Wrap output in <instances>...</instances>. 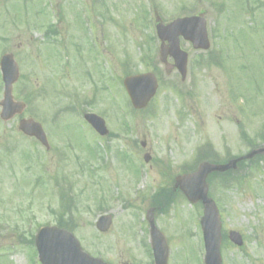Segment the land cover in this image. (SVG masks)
Listing matches in <instances>:
<instances>
[{
  "label": "rangeland",
  "instance_id": "obj_1",
  "mask_svg": "<svg viewBox=\"0 0 264 264\" xmlns=\"http://www.w3.org/2000/svg\"><path fill=\"white\" fill-rule=\"evenodd\" d=\"M85 1L0 0V46H14L31 78L33 114L52 146L46 152L23 139L14 121L0 120V264H38L27 240L57 225L63 189L78 205L73 234L86 253L112 264H149L145 215L152 195L171 191L177 176L196 169L206 144L222 161L250 151L242 133L264 144V0ZM182 5L206 14L212 45L209 55L182 43L190 55L184 83L172 60L168 67L160 63L154 26L155 15L168 23L183 13ZM47 23L59 29L56 46L44 36ZM217 56L223 67H199ZM128 71L158 76L161 87L148 111L134 114L128 107L119 81ZM84 101L117 135L102 140L107 171L90 159L103 143L88 126L78 129L79 113H62L60 130L53 128L56 113ZM147 152L149 164L143 161ZM233 175L228 187L215 179L210 188L223 234L236 231L244 239L243 248L224 240L223 264H264V161ZM175 199L166 214L156 215L170 249L168 264H203V207ZM110 213L113 227L100 235L97 219Z\"/></svg>",
  "mask_w": 264,
  "mask_h": 264
},
{
  "label": "water",
  "instance_id": "obj_2",
  "mask_svg": "<svg viewBox=\"0 0 264 264\" xmlns=\"http://www.w3.org/2000/svg\"><path fill=\"white\" fill-rule=\"evenodd\" d=\"M194 27H198L197 33H187L189 29ZM158 36L163 43L161 47L162 61L165 62L169 55L172 56L183 79L186 77L188 55L180 50V36L190 41L196 50H208L210 47L205 22L198 18L177 20L169 26L159 25ZM166 41L169 43L168 46L165 45ZM15 78L16 75L14 81L16 80ZM125 86L136 109L147 107L158 88L156 78L152 74L128 78L125 81ZM8 99L10 100L11 97ZM6 116V114L2 115L4 118ZM10 116L8 115L7 118ZM86 119L101 135L108 133L104 122L100 119L94 116H87ZM21 130L28 135L35 136L41 143L46 144L44 134L39 125L32 122H24ZM262 152L264 151L254 152L248 158L251 159ZM241 160L244 159L219 166L204 163L200 166L198 172L179 177L176 180V188L180 189L190 202H202L205 207L201 226L206 246V264H222L220 253L222 243L220 215L216 205L208 196L207 179L213 173H226L236 170ZM146 161L148 162V159ZM111 224L112 220L110 217H103L99 220L97 227L100 232L106 233L109 231ZM230 240L238 246L243 244L241 236L235 232L230 234ZM154 242H156L158 263L166 264L167 249L162 247L161 237L156 230H154ZM36 243L42 264H104L84 254L78 241L71 234L57 229H43L39 233Z\"/></svg>",
  "mask_w": 264,
  "mask_h": 264
},
{
  "label": "flooded vegetation",
  "instance_id": "obj_3",
  "mask_svg": "<svg viewBox=\"0 0 264 264\" xmlns=\"http://www.w3.org/2000/svg\"><path fill=\"white\" fill-rule=\"evenodd\" d=\"M14 56L15 57L16 56L18 57V54L17 53H14ZM26 58L32 59L33 58V55L31 56L30 54H28L26 56ZM0 77H1V72H0ZM15 86H14V89H13V94H14V97L15 98H25L27 100H30V102L33 101V99H34V88H33V83H31V78L28 77L27 82H26V85H24V84L22 85V87H21V94L22 95H19L18 96L19 92H18V90L16 91L17 86L16 87ZM3 96H4V84L1 81V83H0V97H3ZM27 117H30V116H27ZM21 119H19V122L21 121Z\"/></svg>",
  "mask_w": 264,
  "mask_h": 264
},
{
  "label": "trees",
  "instance_id": "obj_4",
  "mask_svg": "<svg viewBox=\"0 0 264 264\" xmlns=\"http://www.w3.org/2000/svg\"><path fill=\"white\" fill-rule=\"evenodd\" d=\"M63 224H65V223H64V221H63V220H61V226H64Z\"/></svg>",
  "mask_w": 264,
  "mask_h": 264
}]
</instances>
